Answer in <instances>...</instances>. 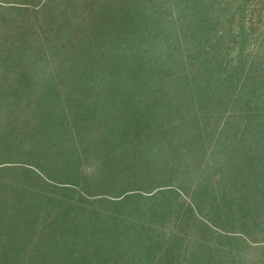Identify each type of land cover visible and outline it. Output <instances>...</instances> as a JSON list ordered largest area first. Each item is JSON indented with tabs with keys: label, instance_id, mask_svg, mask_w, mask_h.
Returning a JSON list of instances; mask_svg holds the SVG:
<instances>
[{
	"label": "rangeland",
	"instance_id": "obj_1",
	"mask_svg": "<svg viewBox=\"0 0 264 264\" xmlns=\"http://www.w3.org/2000/svg\"><path fill=\"white\" fill-rule=\"evenodd\" d=\"M240 11L244 13L247 45L244 55L233 54L230 58L236 42L228 34L225 37L230 45L227 60L233 65L230 70L233 74L242 72V59L248 61L247 67L251 70L248 75L252 79L242 81V87L238 83L235 95L240 87L245 94L254 91L253 84L257 78L254 76V80L253 75L257 69L261 70L263 79L259 106L264 112V0H0V94L7 90L34 93L43 89L45 96L68 109L67 99H75L78 93H85L82 92L85 90H95L92 87L95 84L90 81L86 84L78 78H107L122 72L118 69L138 75L148 72L149 56L153 52L149 51L150 47L182 41L187 29H194L215 18L219 25L225 23L229 30L228 19L230 21L232 13H235V19L230 26L234 30L240 23ZM199 44L204 45V41ZM221 53L224 56V46ZM246 53L250 54L247 56ZM231 59L236 63L233 64ZM191 65L188 64L185 75L196 73ZM255 65L258 68L253 69ZM27 75H40L42 81L29 83ZM25 78L27 82L22 84L21 80ZM84 96L86 104L77 103L76 108L80 109L85 119L88 111L97 116L108 104L107 95L100 96V100L104 101L102 105L93 107ZM43 103L31 107V103L24 102L20 107L26 106L23 111L25 116L18 118L22 114L19 113L20 108L0 107V152L4 154L0 159L11 161L0 167V251H22L26 264H38L36 254L40 250L54 248L52 233L46 235L43 231L40 210V206L48 202L56 207L54 215L57 213L59 217L70 212L78 216H94L93 220L86 221L89 227L85 235L90 238L84 241L82 247L89 254L110 250L111 256H106L103 264L112 257L117 258L111 259L112 264H163L170 260L173 253L169 249L175 241L184 247L188 244L197 248L205 244L223 254L241 255L247 252L244 256L247 254L254 261L262 259L264 263L263 251H254L248 256L252 252L242 242L208 233L196 216L197 213L206 217L221 215L229 200L240 206L246 204L247 211L258 209L260 200H264V135L257 137L260 133L256 132L258 127L255 125H264V114L260 113L261 117H258V113L253 114L248 109L247 115L239 120L249 126H239L238 121H234L224 125L221 133L223 125L215 109L200 105L189 108L185 120L163 125L168 128L163 130L167 137L164 141H156L155 151L160 154V161L153 165L151 172L158 174L157 185H170V188L165 187L163 191L152 194L128 195L111 205L80 200L73 191L44 181L40 172H48L52 177L50 172H61L72 164L77 166L78 171L92 172L91 179L94 178L91 182H96L101 164L97 159L100 155L96 154L99 148L95 144L101 143L100 135L104 134V130L95 124L80 126L85 135L79 141L89 138V131L86 130L94 129L87 156L78 153L77 160L68 164L66 160L57 161L53 145L47 144L53 139L45 137L46 143L40 145L44 140L41 139L43 133L39 137L36 133L39 127L65 130L77 119L70 120V113L66 111L55 115L49 110L47 118L38 121L39 115H45ZM248 107L253 108L251 105ZM236 112L241 113L240 110ZM105 113L108 117L109 113ZM153 115L155 117L156 112ZM127 127L124 126V130ZM109 131L113 133L111 128ZM95 137H99L98 140ZM157 138L161 139L162 133ZM227 138L232 139L230 146L223 145ZM130 139L127 138V142ZM110 146L108 143L105 147ZM61 154L65 156V153ZM130 154L132 151L126 153ZM22 158L36 168L19 163ZM227 159L232 164L225 166ZM138 170L139 167L124 178L138 179L146 174L144 170L142 174L137 173ZM77 179L81 181L80 177ZM174 186L184 189L194 204H198L197 211L188 207L189 204ZM52 217L47 220L49 225L52 224ZM181 219L182 228L176 227L175 223ZM113 221L122 223L128 238L117 240L114 231L109 230L112 227L106 225ZM190 232L197 238L188 236ZM105 235H109L110 242L104 241L108 238L103 237ZM184 237L187 242L180 241ZM93 264H102V260Z\"/></svg>",
	"mask_w": 264,
	"mask_h": 264
},
{
	"label": "trees",
	"instance_id": "obj_2",
	"mask_svg": "<svg viewBox=\"0 0 264 264\" xmlns=\"http://www.w3.org/2000/svg\"><path fill=\"white\" fill-rule=\"evenodd\" d=\"M243 17L244 13L240 11V23L234 30H231L230 26L235 19V13H232L230 21L228 19V23L230 22L229 30L227 26L225 27V23L219 25L218 19L215 18L214 21L198 25L194 29H187L182 41L167 42L166 45L160 47H150L149 51L153 52L149 56L148 72L145 71V73L140 75L135 72L126 73L124 69H118L122 72L107 78L102 76L98 79L89 77L78 78L79 81H84L86 84H89L87 81L95 84L92 86L95 90L90 91L91 93L85 90L82 91L85 93H78V96L76 95L77 98L67 99V103H69L68 109L62 108V104L56 102L55 99L45 96L42 93L43 89H37L34 93L16 90L11 92L8 90L4 91L5 93L0 94V107L10 108L15 106L14 108H20L19 113L22 114L16 117L18 118L25 116L24 109L26 106L20 107L24 102L31 103V107L41 105L44 102L42 109L45 110V115L43 117L39 115L38 121L47 118L49 110L51 114L54 113L55 115L60 114L59 112L61 111H66L70 113V120L76 118L77 122L67 126L65 130L39 127L36 133L38 137L43 133L41 134V139L44 138V140L39 143L40 145L46 143L45 137L52 138L53 140L47 144L51 143L53 145L55 160H66L67 164L71 161L75 162L78 153L87 156V151L91 146L89 140H91L92 132H94L93 127L90 130H86V132L89 131V138L79 141L85 135V131L80 130V126L95 124L97 128L104 130V134L100 135L101 143L95 144L99 148L96 154L100 155V157L97 156V159L101 164L99 169L101 173L96 182H91L94 178L91 179L92 172L78 171L77 166L73 167L70 164L61 172H50L52 177L48 175V172H40L46 183L58 185L60 188H65L64 190L66 191H73L80 200L100 201L111 205L117 204L126 196L135 193L152 194L163 191L165 187L170 188V185H157L156 182L159 179H156V177L158 174L152 173L151 169L154 167L153 165L159 164L160 161V154L155 151V146L156 141H164L167 137V134L163 131L168 129L164 127L165 125L180 123V121L185 120L189 108L199 105L215 109V113H217L218 119L223 125L221 133L224 125L233 124L234 121H238L237 125L239 126H249V124L245 125L244 121L239 120L240 117L247 115L248 109L253 114L258 113V117H261L260 113L264 114L259 106L263 79L261 70L257 69V73L253 75V78L254 76L257 78V81L253 84L254 91L252 90L250 93L245 94L241 88L242 84L246 78L252 79L248 75L251 71L247 67L248 61L242 59L240 66L242 72L233 74L230 71L233 69V65L227 60V50L230 45L225 37L228 34L232 37L234 43L236 42L235 48L231 50L230 58L233 54L244 55L243 51L247 42ZM201 40L204 41V45L199 44ZM223 46L224 56L221 53ZM249 54L246 53L247 56ZM231 61L233 64L236 63V60L231 59ZM188 64H192L190 67L192 70L195 68V74L185 75V69ZM255 68H258V65H255L253 69ZM27 77L30 79L28 82L32 84H38L42 81L40 75L32 77L27 75ZM21 81L23 84L27 82V79L25 78V80ZM238 83L241 87L235 95V86ZM28 92L29 95H26ZM105 94L108 97V104L97 116L93 111H88L85 119L80 114V109L76 108L77 103L86 104V101L83 100L84 95H86L84 97H86L92 107L94 105H102L104 101L100 100V96H106ZM118 95L121 96L116 97ZM234 105L238 106V108L235 109ZM249 105L253 108H249ZM85 106L82 110L85 109ZM74 110L77 113L74 114ZM239 110L241 113L236 112ZM105 112L109 113L108 117H105ZM153 112H156L155 117ZM126 125L128 127L124 130L123 127ZM251 126L254 125L251 124ZM255 126L258 127L256 132L260 133L257 137H263L264 125L257 123ZM110 128L113 131L111 134ZM134 131H136L135 136L133 135ZM159 133H162L161 139L157 138ZM129 137L131 139L127 142ZM98 138L95 137V140H98ZM231 141V138H227L223 145L230 146ZM108 143L111 146L106 148L105 146ZM94 151L97 152L95 149ZM129 151H132V155H126ZM62 152L65 153V156L61 154ZM3 155L0 152V156ZM1 159L0 167L11 163V161L3 162ZM26 162V159L22 158L19 163L36 168L35 165ZM231 164L230 159H227L225 166ZM137 167L140 168L137 173L142 174L143 170L146 172L141 177L143 180L141 178L131 180L124 178V175H132ZM122 169L124 171L121 174ZM78 176L81 181L77 179L79 178ZM231 187L233 186L231 185ZM174 189L187 201L188 207H192L195 211L198 210V204H194L192 199L184 193V189L177 186H174ZM260 201L256 211H247L246 204L240 206L237 202L229 200L227 204L225 203L226 206L223 207L221 215L210 214L206 217L204 214L197 213L196 216L204 224L202 226H206L208 233L242 242L244 247L252 252L248 254V256H251L254 251L264 252V200ZM52 208V205L48 202H44L40 206L44 222L43 231H46V235L52 233L55 244L53 249L40 250L41 252L36 254L38 255V264H93L100 260H102L103 264L106 256H111L112 252L110 250H106L104 253L89 254L85 247H82L84 241L86 242L90 238L85 235L86 228L89 227L86 221L93 220V215L78 216L74 212H70L63 215V217H59L57 213L54 215L56 207L53 208L54 213ZM51 215H53V221L49 225L47 220ZM109 223L106 225L112 227L109 230L114 231L117 240L128 238L122 223L118 224L114 221ZM196 224H199V222H196ZM175 226L182 228L183 220L176 222ZM108 236L105 235L103 237ZM188 236L196 237V235H192V232ZM108 239L109 237L105 238L104 241L110 242ZM179 239L177 238V240ZM186 239L184 237L180 241L187 242ZM143 247L145 245L140 248L143 249ZM175 248L177 249L174 250ZM169 250L173 254L169 257L170 260L163 264H264L262 259L254 261L248 258L247 254L244 256V253L247 252L241 255L232 254L231 252L223 254L219 249L205 244H200L197 248L188 244L184 247L182 244H178V241H175ZM24 259L25 254L22 251H0V264H26ZM111 259L117 258H109L106 264H112Z\"/></svg>",
	"mask_w": 264,
	"mask_h": 264
}]
</instances>
